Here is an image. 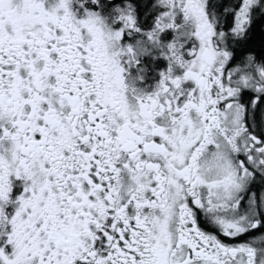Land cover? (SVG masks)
<instances>
[{
  "label": "snow or ice",
  "instance_id": "obj_1",
  "mask_svg": "<svg viewBox=\"0 0 264 264\" xmlns=\"http://www.w3.org/2000/svg\"><path fill=\"white\" fill-rule=\"evenodd\" d=\"M0 264H264V0H0Z\"/></svg>",
  "mask_w": 264,
  "mask_h": 264
}]
</instances>
